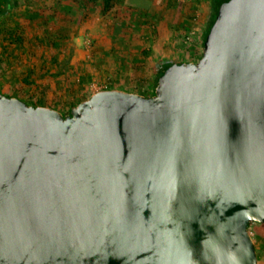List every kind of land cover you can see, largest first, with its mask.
Returning <instances> with one entry per match:
<instances>
[{
    "label": "water",
    "instance_id": "obj_1",
    "mask_svg": "<svg viewBox=\"0 0 264 264\" xmlns=\"http://www.w3.org/2000/svg\"><path fill=\"white\" fill-rule=\"evenodd\" d=\"M264 0H228L154 95L69 114L0 92V264H258Z\"/></svg>",
    "mask_w": 264,
    "mask_h": 264
},
{
    "label": "rangeland",
    "instance_id": "obj_2",
    "mask_svg": "<svg viewBox=\"0 0 264 264\" xmlns=\"http://www.w3.org/2000/svg\"><path fill=\"white\" fill-rule=\"evenodd\" d=\"M126 1L121 0L119 5H126ZM208 4V0H153L148 14L138 12L127 18L117 8L102 14L99 0L86 15L75 0H38L36 8L43 9L39 19L48 17L51 30L58 28L62 17H75L67 24L68 42L62 53L55 54L54 64L50 60V49L30 44L32 32L38 29V24L28 17L20 19L28 26L24 33V51L11 46L12 65L6 71V68L0 70L1 93L8 97L17 96L21 87L17 77L25 70L22 59L27 58L32 49L35 55L42 57L37 61L38 67L44 60L50 70L47 74L36 75L40 92L34 93L32 99L42 104L56 99V102L67 105L72 98L87 97L105 85L148 96L153 78L152 65L162 57L179 62L200 59ZM121 19L127 22L124 35L117 29ZM146 52L149 54L145 55ZM78 80L80 84H77ZM28 92L26 90L22 96L29 98ZM252 238L257 250L260 249L259 255H264V249L261 250ZM258 264H261L259 259Z\"/></svg>",
    "mask_w": 264,
    "mask_h": 264
},
{
    "label": "trees",
    "instance_id": "obj_3",
    "mask_svg": "<svg viewBox=\"0 0 264 264\" xmlns=\"http://www.w3.org/2000/svg\"><path fill=\"white\" fill-rule=\"evenodd\" d=\"M228 0H208V11L205 22V29L202 33L201 46H203L204 40L215 21L217 16L219 6ZM98 0H75L77 7L81 9L84 15L89 13L92 7L97 5ZM38 0H0V70L2 68H6L5 71L12 65V59L14 58L13 52H10L11 46H17L19 49L23 50V42H24V33L25 29L28 27L26 23L23 21H19L20 19H25L26 17L31 18L34 22L38 24V29H34L32 32V38L30 40V44L33 46H38L40 49L48 48L51 50L52 54L50 56L51 62L56 64V56L57 53H62L64 51L63 47L66 46L68 39V29L67 24L69 22H73L74 16L62 17L58 28L56 30L50 29L48 24V17H43V19H39V16H42L41 13L43 9L36 8V4ZM121 0H99L100 12L102 14H107L112 8L119 7ZM152 6L151 0H128L126 1V10L121 9V12L124 16L129 18L133 13L136 15L139 13L148 14L149 9ZM27 7V8H26ZM90 7V8H89ZM57 9V8H56ZM129 9V10H128ZM58 10V9H57ZM56 12L54 11V15ZM39 22H38V21ZM19 21V22H18ZM45 22V23H44ZM45 25H42V24ZM138 24H143L139 22ZM127 22L121 19L120 23L117 26V29L120 30V34L123 35L124 30L126 29ZM24 51V50H23ZM27 54V53H26ZM30 54V56H29ZM149 54L146 52L145 55ZM29 56V58H28ZM42 59L41 55H35L32 52V49L28 51L27 58L22 59V63L25 66V70L23 73H20L17 77L19 83H21L20 90L17 93V98L20 102L31 105V106H45L55 110H58L62 113V115H67L70 111L80 102L89 98L90 95L83 98H72V100H68L67 105H62L56 102V99L45 101L42 104L35 99H32L34 93H39V86L36 83V78L39 73L42 75L43 73H49L50 70L46 65V61L41 60V65L38 67L37 61ZM173 63H182L179 61L171 60L168 58L162 57L159 61L155 62L151 68L152 85L150 89V95L144 97H149L154 95V90L157 84L158 79L162 76L164 71L170 67ZM8 72V71H7ZM10 81V80H9ZM8 81V82H9ZM0 82L1 79H0ZM14 82V81H11ZM10 83V82H9ZM77 84H80V80L77 81ZM80 86V85H79ZM115 86H109L107 89H115ZM29 90L28 97H23V92ZM1 92V90H0ZM20 94V95H18ZM23 95V96H22ZM8 97V96H7ZM71 98V97H69ZM251 227L253 237H262L264 238V223H253L250 222L248 224V228ZM255 249V245H254ZM256 251V250H255ZM257 254V253H256Z\"/></svg>",
    "mask_w": 264,
    "mask_h": 264
},
{
    "label": "crops",
    "instance_id": "obj_4",
    "mask_svg": "<svg viewBox=\"0 0 264 264\" xmlns=\"http://www.w3.org/2000/svg\"><path fill=\"white\" fill-rule=\"evenodd\" d=\"M128 1V0H127ZM152 1V3H153V0H151ZM115 8H117V9H123V10H126V7H125V5H121L120 6V8L119 7H115ZM113 9V8H112ZM111 9V10H112ZM129 10V9H128ZM124 12V11H123ZM126 22V21H125ZM254 240H256L257 242H258V246L261 248V250L262 249H264V248H262V247H264V238H262V237H256V238H254ZM255 250H256V253H257V257H258V259H259V263H261V264H264V261H262V260H264L263 258H264V255H262V256H260L259 255V251H260V249H258L257 250V248H256V245H255ZM262 261V262H261Z\"/></svg>",
    "mask_w": 264,
    "mask_h": 264
},
{
    "label": "built area",
    "instance_id": "obj_5",
    "mask_svg": "<svg viewBox=\"0 0 264 264\" xmlns=\"http://www.w3.org/2000/svg\"><path fill=\"white\" fill-rule=\"evenodd\" d=\"M107 87H108V86H106V85H105V86H100V87L98 88V90H99V91H100V90H107ZM248 229H249V228H248ZM249 232H250V234L253 236V233H252V230H251V229H250Z\"/></svg>",
    "mask_w": 264,
    "mask_h": 264
}]
</instances>
